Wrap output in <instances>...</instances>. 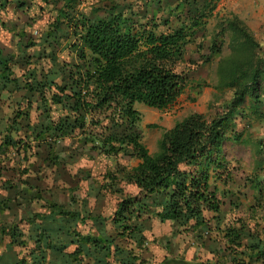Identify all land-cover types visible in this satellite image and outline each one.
I'll use <instances>...</instances> for the list:
<instances>
[{"label": "trees", "instance_id": "1", "mask_svg": "<svg viewBox=\"0 0 264 264\" xmlns=\"http://www.w3.org/2000/svg\"><path fill=\"white\" fill-rule=\"evenodd\" d=\"M31 1L0 0V13L19 14L31 26L36 22L30 16ZM42 1L55 5L40 51L52 67L41 78L33 69L24 87H38L37 94L42 99L49 96L62 112L57 119L50 115L47 126L36 136L42 143L41 153L47 156L46 165L65 167L96 156L137 160L138 165L131 169L119 166L107 172L99 183L100 190L120 198L112 223L121 236H136L141 223L156 217L163 223L173 222L177 231L185 227L196 234L199 248L220 249L223 259L232 257L228 264H264V243L255 234L258 227L253 229L240 219L224 229L212 225L224 206L218 185L228 193L226 188L235 176L224 148L228 141L241 140L236 120L262 116L264 57L258 54L259 44L247 24L234 16L211 47L216 57L221 53L219 38L226 30L232 33L233 54L220 61L218 70L217 87L234 93L226 110L212 119L198 113L188 116L163 134L158 151L151 154L138 131L141 113L135 105L165 111L177 103L188 83V77L177 71L178 64L215 12L217 0L188 1L194 13L187 17L189 23L181 22L169 31L160 30L161 24L154 19L144 24L140 16L124 13L93 20L80 11L81 0ZM181 7L170 8L168 18L175 17V10L179 14ZM19 31L27 34L24 28ZM36 45L29 38L26 48ZM65 51L68 59L61 57ZM0 68L11 75L1 51ZM25 149L28 151L26 145ZM85 176L93 185L98 184L88 171ZM249 182L256 198H262L264 175L255 173ZM121 184L134 187L136 192L124 195ZM261 203L256 206L262 207ZM47 206L51 215H81L52 202ZM9 232L3 229L1 233ZM17 233H12L11 240L19 238ZM86 243L103 244L90 237Z\"/></svg>", "mask_w": 264, "mask_h": 264}, {"label": "crops", "instance_id": "2", "mask_svg": "<svg viewBox=\"0 0 264 264\" xmlns=\"http://www.w3.org/2000/svg\"><path fill=\"white\" fill-rule=\"evenodd\" d=\"M258 12L257 5L240 11L251 30L259 27ZM6 13H0V51L11 75L0 68V264H224L220 249H188L183 232L156 217L141 223L136 236H121L112 223L120 198L110 214L103 213V204L106 210L113 194L100 190L102 181L88 182L87 170L80 167L87 157L65 167L46 165L36 136L50 115L57 119L62 112L49 96L42 99L37 94L38 87H24L33 69L41 78L52 67L40 53L45 30L36 29L37 19L30 26L19 14L12 19ZM23 28L24 36L19 31ZM29 38L37 45L27 49ZM50 202L81 215H51ZM3 229L11 232L3 235ZM15 231L19 238L11 240ZM88 237L103 244H87Z\"/></svg>", "mask_w": 264, "mask_h": 264}, {"label": "rangeland", "instance_id": "3", "mask_svg": "<svg viewBox=\"0 0 264 264\" xmlns=\"http://www.w3.org/2000/svg\"><path fill=\"white\" fill-rule=\"evenodd\" d=\"M185 1L81 0L79 9L93 20L97 17L110 16L116 13H124L127 17L131 15L140 16V21L144 24L148 21L147 19L149 21L150 19H154L157 23L161 24L160 30L169 31L178 27L181 22L185 21L189 23L187 17L194 14L191 3H188L190 0ZM202 1L197 0L199 3H202ZM31 2L32 12L30 13L38 20L36 29L38 31L45 30V27L55 15V5H53V2H51L52 4H46L42 0H32ZM217 2L215 12L207 19L204 28L188 45L185 57L178 64L177 71L184 73L188 77V83L184 94L178 99L177 103L165 111H158L139 103L135 105V109L141 113L138 131L143 136V142L151 154H155L158 151V144L163 134L188 116L198 113L212 119L218 113H223L226 110V106L230 103L234 93L230 89L217 87L219 84L218 70L220 61L233 54L230 46L232 33L226 30L225 36L219 38L221 39L218 41L221 42V47H219L221 53L216 55V57L213 56L211 47L216 36L227 27V22L234 16L239 17L245 23L240 15V11L245 7L257 5L259 7L258 13L260 14L261 12V17L258 18L259 27L256 24L254 29H252L253 31L251 29L250 31L259 44L258 54L264 57V0H217ZM178 4L182 5L180 10H177L179 14L175 10V17L169 19L170 8L174 9ZM6 16L12 19L16 17L12 12L11 14H6ZM166 20H169V25L163 24V21ZM67 54L69 52L65 51L61 57L68 59ZM262 89L261 118L249 120L239 117L236 120V131L241 134V140L239 142L231 140L225 145L224 154L227 161L231 163L235 176L232 185L226 188L228 193L225 194L226 191L223 185H218L224 206L222 214L216 221L212 222V225L213 227L220 226L224 229L232 225L236 219L243 220L253 229L258 227L257 233H254L264 243V193L262 198L257 199L249 184V179L255 173L264 175V85ZM248 113L250 112L246 114ZM67 144L69 145L70 141ZM138 163L137 160H130L128 158L121 157L114 159L96 156L94 159L88 158V160L82 161L80 167H84V169L92 174L95 180L101 182L107 172H114L119 166L131 169L137 166ZM47 183H53V179L50 178ZM85 187H87V184ZM120 187H122L124 195L136 192L134 187L131 186L121 184ZM108 197L103 199H109ZM118 199L119 196L117 197L113 194L108 200L109 205L106 206V210L103 204V213L110 214L116 208ZM260 200L262 202L260 206L262 207L256 206ZM185 229L184 227L179 230L183 232L184 245H187L188 249H198L199 245L196 242L197 235ZM166 230L165 227L163 232H166ZM215 235L214 233L213 237ZM224 261L227 264L232 261V257L225 256Z\"/></svg>", "mask_w": 264, "mask_h": 264}]
</instances>
